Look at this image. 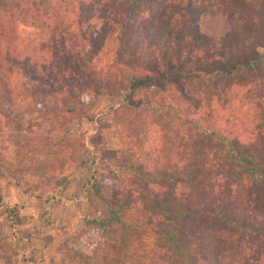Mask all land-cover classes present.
I'll use <instances>...</instances> for the list:
<instances>
[{
    "label": "trees",
    "instance_id": "trees-1",
    "mask_svg": "<svg viewBox=\"0 0 264 264\" xmlns=\"http://www.w3.org/2000/svg\"><path fill=\"white\" fill-rule=\"evenodd\" d=\"M53 1L62 14L29 0L13 4L14 21L33 30L20 46L12 45L13 29L0 23V89L7 102L73 98L98 73L108 79L122 67L131 74L116 109L166 113L190 140L179 146L172 171L155 161L154 170L142 169L132 158L116 166L105 198L88 183L101 206L97 214H79L99 229L106 248L102 257L87 255L85 261L98 263L101 257L104 264H126L118 255L127 248L144 255L145 264H264V246L251 244L252 238L264 239V220L250 212L253 200L264 196V145L257 141L261 134L250 128L259 123L264 129V86L253 95L241 93L252 114L245 118L249 125L236 131L209 120L212 114L181 111L167 94L171 76L179 74L220 87L227 97L238 96L244 87L252 93L250 87L264 81V0H106L108 16L92 15L103 23L100 34L84 29L91 23L82 16L85 0ZM67 34L75 36L73 45ZM151 49L157 60L144 57ZM188 58L193 64L187 67L181 62ZM251 71L255 80L235 83L233 90L222 86ZM140 88L165 93L169 100L141 98ZM120 143L136 149L139 158L141 143L129 137ZM236 187L246 188V194L235 197ZM139 235L143 245L135 241Z\"/></svg>",
    "mask_w": 264,
    "mask_h": 264
},
{
    "label": "rangeland",
    "instance_id": "rangeland-1",
    "mask_svg": "<svg viewBox=\"0 0 264 264\" xmlns=\"http://www.w3.org/2000/svg\"><path fill=\"white\" fill-rule=\"evenodd\" d=\"M16 1L0 0V23L13 29L12 45L20 46L18 44L27 41L33 30L14 21L12 7ZM94 1L85 0L81 7L83 19L91 20L84 29L100 34L105 31L103 23L97 24L92 15L99 12L108 16L104 11L109 12L111 7L106 0ZM29 2L36 3L42 10L62 14V8L59 11L53 0ZM156 16L159 15L154 18ZM178 31V36L182 35ZM71 36H66L69 45L76 39ZM153 50L143 53L144 57L157 60V51ZM190 59L181 63L191 66L193 60ZM261 68L264 76V67ZM109 74L112 76L105 79L98 73L99 77H94L91 84L82 87L80 94L73 98L67 94L51 95L44 100L38 98L36 102L10 105L0 89V264H104L101 257L106 246L100 231L79 214H97L101 206L88 183L100 188L105 198L107 188L117 177L116 166L130 164L132 158L142 169L154 170L155 161L166 163L168 170H174L173 160L179 158V146L188 140L185 133L166 113L147 109L117 110L131 71L116 67ZM256 76L251 71L247 77L231 81L232 85H227L226 81L222 86L233 90V85L237 88L235 83L255 80ZM61 84L58 81L57 86ZM262 86L264 81L250 87L252 93H247L244 87L239 89L238 96L227 97L220 87L215 90L190 74H179L171 76L167 94L181 111H191L196 116L212 114L209 120L216 119V124L225 130L236 131L249 125L245 118L252 114L241 93L253 95ZM137 94L141 98L169 100L165 93L155 89L140 88ZM228 118L231 121L228 122ZM258 126L259 123L250 128H256L254 135L261 134L257 141L264 145V129ZM126 137L133 144L141 143L138 159L136 149L129 151L120 143ZM168 191L174 193L176 189ZM235 191V197L246 194V188L236 187ZM50 196L53 199L45 202V197ZM260 196L253 200L250 212L253 217H259L258 220H264V196ZM114 238L116 245L119 233ZM137 240L144 244L141 235L138 239L135 237ZM251 244L264 246V239L252 238ZM136 252L126 248L118 256L122 255L126 264H145L144 255ZM97 254H102L98 263L92 259L85 261V256Z\"/></svg>",
    "mask_w": 264,
    "mask_h": 264
}]
</instances>
